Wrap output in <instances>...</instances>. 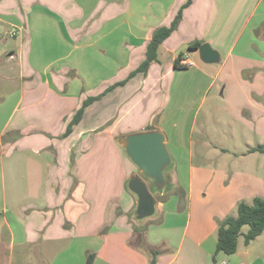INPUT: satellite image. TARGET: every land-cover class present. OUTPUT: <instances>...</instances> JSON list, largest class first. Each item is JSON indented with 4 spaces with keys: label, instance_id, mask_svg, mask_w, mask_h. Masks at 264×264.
I'll return each instance as SVG.
<instances>
[{
    "label": "crops",
    "instance_id": "obj_1",
    "mask_svg": "<svg viewBox=\"0 0 264 264\" xmlns=\"http://www.w3.org/2000/svg\"><path fill=\"white\" fill-rule=\"evenodd\" d=\"M186 1L0 0V264H86L88 251L91 264H216L217 220L264 197V153L253 149L264 147V0ZM182 6L157 59L137 71L153 31ZM196 41L219 61H201ZM215 85L220 140L202 123L193 162ZM146 130L164 132L173 166L158 219L139 225L126 188L137 169L117 139ZM245 247L264 250V230Z\"/></svg>",
    "mask_w": 264,
    "mask_h": 264
},
{
    "label": "water",
    "instance_id": "obj_2",
    "mask_svg": "<svg viewBox=\"0 0 264 264\" xmlns=\"http://www.w3.org/2000/svg\"><path fill=\"white\" fill-rule=\"evenodd\" d=\"M197 50L201 61H219L218 52L209 43H201ZM117 141L137 169L129 176L126 188L135 195L134 217L141 222L157 212L154 194L170 189L166 173L171 170L173 160L165 145L166 136L160 130H146L121 135Z\"/></svg>",
    "mask_w": 264,
    "mask_h": 264
},
{
    "label": "trees",
    "instance_id": "obj_3",
    "mask_svg": "<svg viewBox=\"0 0 264 264\" xmlns=\"http://www.w3.org/2000/svg\"><path fill=\"white\" fill-rule=\"evenodd\" d=\"M190 0H187L183 6L188 5ZM178 10L173 21L169 26H160L156 28L152 33V38L147 44L146 57L137 68V71H145L153 60L157 59V51L159 44L172 32L175 28L178 19L181 16V9ZM200 45L199 41H196L189 45V49H195ZM181 54H179L174 61L175 66H177V61L180 59ZM134 72L130 73V76ZM125 80L118 81L110 85L106 90L113 88L117 85H121ZM97 96H88L85 98L81 105L74 111L72 117L66 127L65 132L62 136H66L71 131V125L77 123L82 115L83 109L90 102L95 100ZM254 150H259L264 153V147L258 145L253 148ZM167 178V176H166ZM168 180V179H167ZM243 226H247L245 232H241ZM264 230V197L256 196L252 198L250 202L239 201L236 205L234 214H227L224 217L217 220V232H216V247L215 253L223 252L224 254H233L237 249L238 236L243 235V243L245 245L249 244L257 236H259ZM152 254V259L150 263L154 262V257L158 251L154 248L150 250ZM93 259V254L91 252L86 253V264H91Z\"/></svg>",
    "mask_w": 264,
    "mask_h": 264
},
{
    "label": "rangeland",
    "instance_id": "obj_4",
    "mask_svg": "<svg viewBox=\"0 0 264 264\" xmlns=\"http://www.w3.org/2000/svg\"><path fill=\"white\" fill-rule=\"evenodd\" d=\"M250 73H251V70L245 71L244 76L246 79L250 78V76H251ZM219 93H220V90L217 89L216 85L214 87H212V89L210 90V93L206 97L204 103L199 108V111L197 114L195 132L192 135V139L194 140V150H195L193 162H198L200 160V157H199L200 153L198 151L199 144L197 143V139L200 138L199 129L201 128L202 123L208 122L207 125L210 126V129L212 128L210 135L214 134V136L212 135L209 137V139L212 140V142L220 140L217 137L218 130L215 129V128L219 129V127H220L219 122H221L223 120L221 118V112H220V109L222 111V107H223L222 106V98L218 96ZM200 96L201 95L199 94V91H197L194 93V95L191 98L189 97L188 105L186 104V110H185L184 116H189V117L191 116L193 108H196L198 105ZM212 97H213V99L215 98L217 102L215 104H213L212 107L211 106L209 107V105H211V104H209V102L211 101ZM208 111H210V113ZM236 127H237L236 129L238 131H241L240 126L236 125ZM180 128L184 132V130L186 129V125H184L182 122ZM186 138L187 137H184L183 140H186ZM241 138H242L241 136L237 135V139L240 140ZM165 145H166L168 152L170 153L169 146L166 143H165ZM185 147L186 146L184 145L183 149H181V155H183V156H186ZM241 148H242V146H241ZM166 175H169V173H166ZM145 181L147 182L148 185L150 184L149 180L145 179ZM156 194L157 193L154 194V197ZM158 215L159 214H155L151 217L144 219L141 222H137L135 220V217H134V209L132 210V217L134 218L136 223L139 225L141 223H145V225L149 224V223H154L156 221L155 219H158V218H155V217H159ZM246 230H247V226H243L241 229V232H245ZM245 249H246V247H245V244L243 243V235L241 234L238 236L236 252H234L233 254H229V255L224 254L223 252H217L216 254L214 252V258H216V260H217L216 264H219L222 259H224L225 261H227L231 264H242L243 262L248 263V264H264V250H262V251L261 250H255L254 252L246 254ZM211 262H212V264H214L213 260Z\"/></svg>",
    "mask_w": 264,
    "mask_h": 264
},
{
    "label": "built area",
    "instance_id": "obj_5",
    "mask_svg": "<svg viewBox=\"0 0 264 264\" xmlns=\"http://www.w3.org/2000/svg\"><path fill=\"white\" fill-rule=\"evenodd\" d=\"M10 36H13L14 34H15V31H10ZM182 63L183 64H191L192 62L191 61H188L187 59H183L182 60ZM220 264H231V263H229V262H227V261H225V260H223V261H221V263Z\"/></svg>",
    "mask_w": 264,
    "mask_h": 264
}]
</instances>
